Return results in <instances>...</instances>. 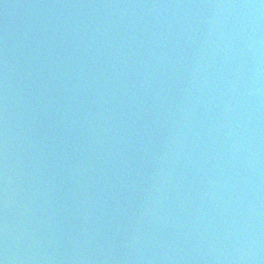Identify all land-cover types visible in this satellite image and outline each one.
I'll use <instances>...</instances> for the list:
<instances>
[{"label":"water","instance_id":"95a60500","mask_svg":"<svg viewBox=\"0 0 264 264\" xmlns=\"http://www.w3.org/2000/svg\"><path fill=\"white\" fill-rule=\"evenodd\" d=\"M0 264H264V0H0Z\"/></svg>","mask_w":264,"mask_h":264}]
</instances>
